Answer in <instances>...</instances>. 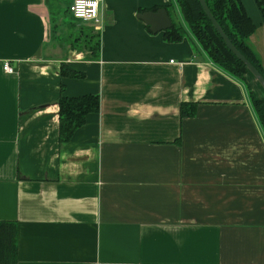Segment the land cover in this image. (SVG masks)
<instances>
[{
	"label": "crops",
	"instance_id": "crops-1",
	"mask_svg": "<svg viewBox=\"0 0 264 264\" xmlns=\"http://www.w3.org/2000/svg\"><path fill=\"white\" fill-rule=\"evenodd\" d=\"M242 2L264 68L263 13ZM159 8L180 41L140 17ZM55 10L0 0V264H264V129L176 0H101L98 21L80 20L101 35L98 59L53 47ZM63 62L85 76L63 77ZM62 84L100 96L64 143Z\"/></svg>",
	"mask_w": 264,
	"mask_h": 264
},
{
	"label": "trees",
	"instance_id": "trees-1",
	"mask_svg": "<svg viewBox=\"0 0 264 264\" xmlns=\"http://www.w3.org/2000/svg\"><path fill=\"white\" fill-rule=\"evenodd\" d=\"M176 2L181 9L192 36L204 49L209 59L245 84L251 96L255 112L264 129V99L254 96L252 87L246 77L249 73L246 64L227 46L225 40L205 12L200 0H176ZM206 2L211 13L232 43L264 75V68L248 42L249 37L256 30V24L248 14L242 0H206ZM257 3L264 16V0H257ZM167 8L172 10V6H167ZM68 11L70 12V9L66 12ZM92 29L86 35L83 44H81L80 38H76V40L79 41L77 45H82V49L88 50L89 55L87 57L98 59L101 52V35L97 32L98 39L95 41V30L94 28ZM187 34L188 31L178 21H173L172 27L165 30V37L169 41H180ZM78 51L84 50L79 49ZM61 75L63 77L73 78H82L85 76L83 72L75 70L66 62H63L61 65ZM64 90L65 85L62 84L59 99L60 143L71 140L75 131L86 123L87 115L100 110V96L98 94L71 97L65 95ZM195 112V103H183L181 105V115H194ZM15 253L16 246L12 242L10 245V254L14 256Z\"/></svg>",
	"mask_w": 264,
	"mask_h": 264
},
{
	"label": "rangeland",
	"instance_id": "rangeland-1",
	"mask_svg": "<svg viewBox=\"0 0 264 264\" xmlns=\"http://www.w3.org/2000/svg\"><path fill=\"white\" fill-rule=\"evenodd\" d=\"M73 0H50L51 4L56 7V10L53 15V47L61 48L64 52L68 51L69 49L73 50H84L82 49V45H77L79 41L76 38H80L81 44L85 42L86 35L90 32L89 30H93L90 24H84L80 20H75L71 14L65 13L69 10V6ZM65 11V12H64ZM95 33V41L97 38V31ZM91 34V33H90ZM89 34V35H90ZM248 82L252 87V91L254 96L255 95V86L261 88L257 81L252 77L251 74L246 75ZM256 84V85H255ZM258 88V89H259ZM261 90V89H260ZM259 90V92H261ZM257 98V97H256ZM261 99V98H260Z\"/></svg>",
	"mask_w": 264,
	"mask_h": 264
},
{
	"label": "water",
	"instance_id": "water-1",
	"mask_svg": "<svg viewBox=\"0 0 264 264\" xmlns=\"http://www.w3.org/2000/svg\"><path fill=\"white\" fill-rule=\"evenodd\" d=\"M205 12L212 20L215 28L221 34L225 40L227 46L234 52V54L246 64L248 72L256 79L260 86L264 90V75L257 69V67L232 43L227 34L224 32L220 24L217 22L206 0H200ZM140 17L144 20L146 24L151 27L153 32H159L162 30H167L172 27L173 23L171 17L169 16L168 10L166 8H159L156 11H147L140 14Z\"/></svg>",
	"mask_w": 264,
	"mask_h": 264
},
{
	"label": "built area",
	"instance_id": "built-area-1",
	"mask_svg": "<svg viewBox=\"0 0 264 264\" xmlns=\"http://www.w3.org/2000/svg\"><path fill=\"white\" fill-rule=\"evenodd\" d=\"M101 0H73L69 6L71 15L84 22L98 21ZM82 12L83 15H78ZM4 70L6 72H15L14 66L9 62H4Z\"/></svg>",
	"mask_w": 264,
	"mask_h": 264
},
{
	"label": "clouds",
	"instance_id": "clouds-1",
	"mask_svg": "<svg viewBox=\"0 0 264 264\" xmlns=\"http://www.w3.org/2000/svg\"><path fill=\"white\" fill-rule=\"evenodd\" d=\"M78 15H83V13L82 12H79Z\"/></svg>",
	"mask_w": 264,
	"mask_h": 264
}]
</instances>
